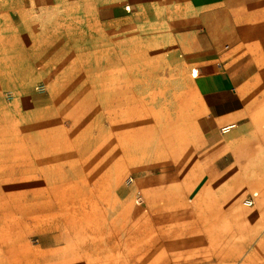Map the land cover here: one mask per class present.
Instances as JSON below:
<instances>
[{"label":"crops","instance_id":"1","mask_svg":"<svg viewBox=\"0 0 264 264\" xmlns=\"http://www.w3.org/2000/svg\"><path fill=\"white\" fill-rule=\"evenodd\" d=\"M135 31L153 35L158 54L185 80L186 92L181 98L189 134L194 136L193 144L185 149V168L165 177L179 185L171 187L172 194L183 199L193 195L192 205L171 209V214L188 217L186 242L178 246L172 262L264 264V0H0V94L9 86H28L38 60L48 58L55 65L66 64L71 56H98L100 40H107V46H116L125 55ZM108 75L103 90L98 88L92 94L98 96L91 100L109 115L103 123L109 122L117 109L129 106V89H117L119 78ZM100 80L97 77L90 82ZM50 110L42 114L58 118L50 115ZM48 117L47 123L45 119L40 124L41 134L47 138L44 144L54 146L57 139L51 137L55 134L51 126L56 120L50 122ZM80 119L79 126L89 118ZM103 136L100 141L94 139L100 148L93 151L91 164H82L78 173L81 187L77 189L75 183L67 188L78 190V197L71 202H79L78 207L71 205L64 212L58 205L32 203L25 214L50 217L45 231L58 233L52 239L64 254L61 262L54 264L113 263L112 257L103 254L97 258L83 253L77 258L67 255V251L78 253L77 243L69 238L79 230L77 224L86 234L93 215H109L91 212L104 198L97 183L90 187L89 178L120 182L129 165L140 160L136 151L141 147V134L110 130L105 140ZM49 163L50 159L43 161ZM27 165L33 167L35 162ZM1 166L0 155V184ZM16 166L15 162L11 165ZM49 192V188L41 195L33 191L31 201L43 199ZM133 201H127L137 209L133 214L141 215L138 209L147 201L142 197ZM15 214L11 210L4 216ZM158 214L159 208L151 206L143 216L157 221ZM4 216L0 220V264H34L33 259L4 255L11 234ZM26 227L32 228L29 222Z\"/></svg>","mask_w":264,"mask_h":264},{"label":"rangeland","instance_id":"2","mask_svg":"<svg viewBox=\"0 0 264 264\" xmlns=\"http://www.w3.org/2000/svg\"><path fill=\"white\" fill-rule=\"evenodd\" d=\"M145 33H132L130 49H126L128 53L125 55H121L122 50L116 46H107V40H100L99 55L95 57L71 56L67 57L70 60L66 64L60 62L55 65L50 64L48 58L43 62L38 60L34 75L27 80L28 86H9L1 92L0 220L11 210L16 213L4 216V224L9 222L11 225L7 243L4 233L7 246L4 255L24 258V261L33 259L34 264L61 262L64 254L52 239L58 233L45 231L50 217L25 214L32 203L35 206L43 202L48 206L58 205L64 212L66 208L70 210L71 205L78 207L79 202L71 203L78 197L76 192L82 185L79 182L82 176L78 173L83 170L82 164H91L92 160H89L93 151L100 148V143L95 145L94 139L97 137L100 141L104 135L102 138L105 140L111 130L112 133L141 134V147L136 151L140 160L129 165L120 182L109 180L103 183L102 179L96 182L92 176L89 178L92 182L90 187L97 183L96 186L103 191L100 197L104 198L103 203L99 202L98 207L92 211L89 208V211H105L109 215H93L89 224L92 231L86 234L81 224H77L79 230L69 238L77 243L78 253L67 251V255L77 258L83 253L89 258H97L103 254L113 258V263L108 259L109 263L98 264H176L172 262L173 254L186 242L188 217L171 214V209L192 205L193 195L183 199L181 195L179 198L172 194L171 187L179 185H172L165 177L177 175L185 168V149L187 144H193L194 136L189 134L186 105L181 98V94L186 92L185 80L180 78L177 68L171 70L165 56L158 54V42L150 37L153 35ZM144 35L149 37L145 39ZM108 73L119 78L115 83L117 89H129L126 95L129 106L117 109L110 123H103L109 115L91 100L98 96H92L99 91L98 88L103 90ZM97 77L101 80L90 82ZM47 109H51L50 115L58 117L56 122L48 114H42ZM47 117L56 123L51 126L55 132L51 137L57 139L54 146L44 144L47 138L41 134L40 124ZM86 117L89 119L79 126V119ZM47 159L51 160L48 166L43 164ZM14 162L19 166L11 167ZM29 162H35V165H27ZM75 183H78L76 190L67 189ZM59 186L62 189L59 190ZM48 188L50 192L43 199L31 201L33 191L41 195L42 190ZM53 188L55 190L51 192ZM139 197L147 201L138 209L141 215L133 214L137 209L127 202L133 198L135 202ZM155 197L160 200L155 204L149 203L148 200ZM151 206L159 208L157 221L156 217L143 216ZM130 211V214H125ZM120 213L123 215H118ZM27 222L32 228L26 227ZM125 259L127 262L123 263ZM144 259L147 262H143Z\"/></svg>","mask_w":264,"mask_h":264},{"label":"bare ground","instance_id":"3","mask_svg":"<svg viewBox=\"0 0 264 264\" xmlns=\"http://www.w3.org/2000/svg\"><path fill=\"white\" fill-rule=\"evenodd\" d=\"M156 198V197H155ZM146 202V201H145ZM150 203V202H149ZM155 203V202H154ZM136 209V208H135ZM127 213V212H126ZM91 221V220H90ZM86 222V221H85ZM84 228V227H83ZM160 239V238H159ZM154 242V241H153Z\"/></svg>","mask_w":264,"mask_h":264},{"label":"built area","instance_id":"4","mask_svg":"<svg viewBox=\"0 0 264 264\" xmlns=\"http://www.w3.org/2000/svg\"><path fill=\"white\" fill-rule=\"evenodd\" d=\"M252 205V203H248V206H251Z\"/></svg>","mask_w":264,"mask_h":264}]
</instances>
